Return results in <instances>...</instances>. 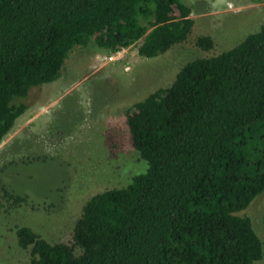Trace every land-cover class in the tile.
I'll list each match as a JSON object with an SVG mask.
<instances>
[{
    "label": "trees",
    "instance_id": "16d2710c",
    "mask_svg": "<svg viewBox=\"0 0 264 264\" xmlns=\"http://www.w3.org/2000/svg\"><path fill=\"white\" fill-rule=\"evenodd\" d=\"M259 2L260 0H249ZM179 0H0V142L17 100L59 77L74 48L151 59L186 43ZM192 44L213 49L208 36ZM144 171L84 202L66 242L13 229L26 264H253L262 245L241 212L264 191V25L231 49L183 64L124 112ZM4 198L17 206L23 199ZM264 229V208L260 216Z\"/></svg>",
    "mask_w": 264,
    "mask_h": 264
},
{
    "label": "rangeland",
    "instance_id": "374dc122",
    "mask_svg": "<svg viewBox=\"0 0 264 264\" xmlns=\"http://www.w3.org/2000/svg\"><path fill=\"white\" fill-rule=\"evenodd\" d=\"M193 21L186 43L151 59L134 45L115 62L93 44L71 50L59 77L17 100L26 109L0 142V185L23 199L17 206L0 192V264H26L13 229L28 227L46 242H66L81 206L104 190L122 188L144 171L128 142L124 112L167 87L188 61L227 51L264 25V0H179ZM208 36L213 49L192 44ZM264 191L241 212L264 251L260 216ZM253 264H264V257Z\"/></svg>",
    "mask_w": 264,
    "mask_h": 264
},
{
    "label": "built area",
    "instance_id": "2783aa9c",
    "mask_svg": "<svg viewBox=\"0 0 264 264\" xmlns=\"http://www.w3.org/2000/svg\"><path fill=\"white\" fill-rule=\"evenodd\" d=\"M124 49L125 48H121L112 54H108V56L103 57V60L107 63L115 62L118 59V56L124 53Z\"/></svg>",
    "mask_w": 264,
    "mask_h": 264
}]
</instances>
